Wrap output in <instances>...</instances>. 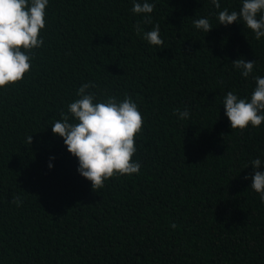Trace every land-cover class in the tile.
Masks as SVG:
<instances>
[{"label":"trees","instance_id":"16d2710c","mask_svg":"<svg viewBox=\"0 0 264 264\" xmlns=\"http://www.w3.org/2000/svg\"><path fill=\"white\" fill-rule=\"evenodd\" d=\"M147 2L153 12L137 15L133 0H49L30 71L0 89V264H264V203L250 187L251 161L264 171V122L232 130L223 107L264 77V37L218 24L242 0ZM138 21L160 26L162 48L136 34ZM238 58L255 60L249 77ZM89 82L94 103L127 95L144 121L139 173L98 192L51 128ZM186 108L188 119L174 115Z\"/></svg>","mask_w":264,"mask_h":264},{"label":"clouds","instance_id":"9594fccd","mask_svg":"<svg viewBox=\"0 0 264 264\" xmlns=\"http://www.w3.org/2000/svg\"><path fill=\"white\" fill-rule=\"evenodd\" d=\"M48 3L49 0H0V89L19 83L30 71L31 52L43 45L40 32L45 28ZM211 3L216 9L221 8L220 0H211ZM154 8L147 0L142 3L133 0L131 12L150 14ZM217 19L218 24L225 26L242 21L254 38L260 40L264 37V0H242L238 11L229 12L224 8L218 12ZM140 23L133 26L136 34L143 33V39L150 45L162 48L160 26L157 24L151 31L144 32ZM143 23L151 24V17L145 15ZM193 25L204 33L213 28L207 18L194 19ZM232 65L247 78L253 72L255 60L238 58ZM254 80L250 99L238 98L231 91L223 98L224 114L232 130L243 132L249 125L258 128L264 122V77L256 76ZM95 86L91 82L81 85L77 91L79 99L68 104V114L61 113L62 119L56 120L51 128L54 135L63 138L68 152L78 159L79 174L91 181L92 190L98 192L110 178L139 173L141 165L133 161V156L137 151L136 136L142 131L144 121L137 104L127 95L122 101L111 96L106 102L94 103L96 96L88 90ZM174 115L181 120L190 117L187 108L175 109ZM70 117L77 122L70 123ZM27 142L32 143V135ZM250 165L254 170L250 187L264 203V171L259 170L262 161L256 158ZM11 202L17 206L22 203L18 196Z\"/></svg>","mask_w":264,"mask_h":264}]
</instances>
